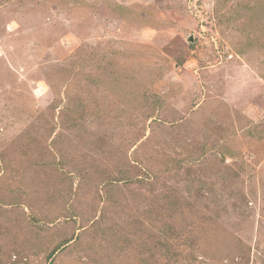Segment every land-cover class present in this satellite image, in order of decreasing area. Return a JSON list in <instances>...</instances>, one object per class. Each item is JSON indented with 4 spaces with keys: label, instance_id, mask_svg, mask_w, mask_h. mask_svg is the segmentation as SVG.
Segmentation results:
<instances>
[{
    "label": "rangeland",
    "instance_id": "374dc122",
    "mask_svg": "<svg viewBox=\"0 0 264 264\" xmlns=\"http://www.w3.org/2000/svg\"><path fill=\"white\" fill-rule=\"evenodd\" d=\"M0 264H264V0H0Z\"/></svg>",
    "mask_w": 264,
    "mask_h": 264
}]
</instances>
